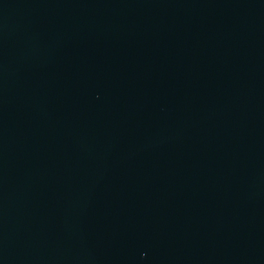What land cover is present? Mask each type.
Wrapping results in <instances>:
<instances>
[{"label": "water", "instance_id": "obj_1", "mask_svg": "<svg viewBox=\"0 0 264 264\" xmlns=\"http://www.w3.org/2000/svg\"><path fill=\"white\" fill-rule=\"evenodd\" d=\"M0 264H264V0H0Z\"/></svg>", "mask_w": 264, "mask_h": 264}]
</instances>
